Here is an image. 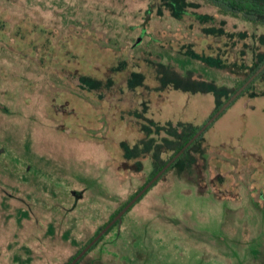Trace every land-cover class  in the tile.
<instances>
[{
    "label": "rangeland",
    "instance_id": "rangeland-1",
    "mask_svg": "<svg viewBox=\"0 0 264 264\" xmlns=\"http://www.w3.org/2000/svg\"><path fill=\"white\" fill-rule=\"evenodd\" d=\"M190 1L229 32L264 33ZM202 25L160 0H0V264H68L173 155L149 120L201 126L226 100V89H157L170 75L238 85L184 55L227 49ZM134 71L144 75L136 89ZM81 76L113 87L87 89ZM255 84L259 95L238 97L78 264H264V81Z\"/></svg>",
    "mask_w": 264,
    "mask_h": 264
},
{
    "label": "trees",
    "instance_id": "trees-1",
    "mask_svg": "<svg viewBox=\"0 0 264 264\" xmlns=\"http://www.w3.org/2000/svg\"><path fill=\"white\" fill-rule=\"evenodd\" d=\"M160 1L162 2V4H164L165 6L168 7L172 16H174L175 18L182 19L184 16L194 17L201 24H203L202 25V31L205 35L215 36L218 38H224L225 39L224 44H225L227 49H224L223 48L224 46H222V45H220L218 48L219 49L218 51H222V53L219 52L216 54L204 55V54L197 53L193 48L189 47L186 50L184 55L186 57H189L192 60L201 61L211 68H215V69H219V70H228L230 73L235 75L237 77V79L239 80V83L237 86H235L229 90L224 86H218L214 83L201 82V84H198V82L185 80V78L182 77L181 75L180 76L170 75L169 77L165 78V80L163 79L161 86L157 87V89L159 91H161L162 89H165L167 87H173L175 89L182 90L184 92H194V93L198 92V91L211 92V91H218L219 89H226V91L228 92L226 94V97H225L226 100H222L218 104L216 111L210 116V118H211L225 104V102L228 99H230L231 96L253 74H255L260 69V67L264 64V33L257 34L256 32L249 33L247 31L229 32L223 26H216L215 24L212 23L214 20V16L207 15V14H200V13L198 14L196 12L190 11L189 8L194 6V3L190 0H160ZM206 1L212 3L219 11H221L225 14H229V15H232L235 17H242L243 20H245L248 23L249 22L253 23V25L256 27H264V0H206ZM151 11H152V9L147 10V14L150 15ZM143 30L146 31L144 28H143ZM146 34H148V33L146 32L145 35ZM249 39H250V42H248ZM240 42H242L243 48H241L240 50H237V47L239 46ZM226 50H228V51H226ZM229 51H232V53L233 52L236 53L235 54V58H236L235 60L230 61V60H228L229 58L227 57V54L224 55V52H229ZM248 52L251 54L249 61H247L245 59V56L248 54ZM177 63L182 67L185 65L184 63H181V62H177ZM122 70H123V67L112 68L113 73L120 72ZM131 75H132V78L129 80V83H130V87L132 89H136L137 87L144 85V75L141 72L134 71V72H132ZM259 79L264 81V70L259 73V75L247 86V88L238 97L243 96L245 93H249L250 96L259 95L260 92L255 89V85H256L255 83ZM81 80H82V84L84 85L85 88L99 91L103 88L113 87V80L114 79L109 77L108 82H104L103 80L91 78L88 76H81ZM233 102L228 106V108L233 104ZM145 107L148 108V105L146 103H145ZM228 108L221 115H223L228 110ZM140 115L144 116L141 113H140ZM149 121H150L151 125L153 122V127L155 128L157 134H159L163 130L169 134V136L171 138L164 137L163 142L165 144L168 143L169 144L168 146H170L171 151H173V155L171 156V158L168 161H162V163L156 168L155 172L153 173L152 178L155 175H157L180 150H182V148L194 137V135L207 122L206 121L201 126H194L192 124H186V123L173 124L172 122H170L168 124V126H160V124H157L156 122H154L152 120H149ZM213 123H211L209 125V127L174 161V163H176L178 160L183 159L185 157V155L189 151H191V149L193 150L195 148V145L203 139L205 132L211 127V125ZM143 130L146 131L148 136L151 135L152 129L150 127L145 126L143 128ZM124 145H126V144H124ZM160 145H162V144H160ZM137 148H138V146L131 148V150L126 148L127 152L129 153L128 157L133 156V152ZM161 149H162V146L159 147V150H161ZM197 151H198V149L195 150V153H197ZM173 164L170 167H172ZM143 188L144 187H142V189ZM141 190H139L133 196V198ZM143 195L138 200H140L143 197ZM77 197L81 198L82 196H80V194L77 193ZM129 202H127L115 214V216H117V214ZM115 216L113 217V219L115 218ZM111 221H109L104 226H101V228L99 229L97 234L102 229H104ZM118 222H119V220H117L110 227V229L115 224H117ZM110 229L106 233H108L110 231ZM102 237L98 241H100L102 239ZM94 245L91 248H93ZM85 248H86V246L83 247L72 258V260L68 264H70ZM86 254H87V252L84 254V256ZM84 256H82L76 262V264H78Z\"/></svg>",
    "mask_w": 264,
    "mask_h": 264
},
{
    "label": "water",
    "instance_id": "water-1",
    "mask_svg": "<svg viewBox=\"0 0 264 264\" xmlns=\"http://www.w3.org/2000/svg\"><path fill=\"white\" fill-rule=\"evenodd\" d=\"M142 37L138 38L136 44H140ZM264 70V64L260 69L253 74L232 96L225 104L203 125V127L194 135V137L180 150L167 165L150 180L144 188L115 216V218L100 231V233L86 246V248L70 263L76 264V262L103 236L110 227L119 220L123 214L148 190V188L174 163V161L213 123L227 108L228 106L247 88V86Z\"/></svg>",
    "mask_w": 264,
    "mask_h": 264
}]
</instances>
